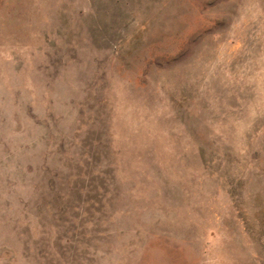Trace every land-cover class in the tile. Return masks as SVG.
Listing matches in <instances>:
<instances>
[{
    "label": "rangeland",
    "instance_id": "374dc122",
    "mask_svg": "<svg viewBox=\"0 0 264 264\" xmlns=\"http://www.w3.org/2000/svg\"><path fill=\"white\" fill-rule=\"evenodd\" d=\"M0 264H264V0H0Z\"/></svg>",
    "mask_w": 264,
    "mask_h": 264
}]
</instances>
